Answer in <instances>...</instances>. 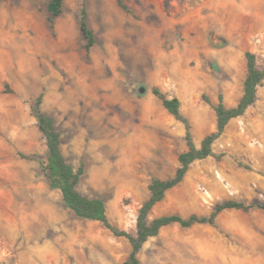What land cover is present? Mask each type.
Here are the masks:
<instances>
[{
    "label": "rangeland",
    "instance_id": "1",
    "mask_svg": "<svg viewBox=\"0 0 264 264\" xmlns=\"http://www.w3.org/2000/svg\"><path fill=\"white\" fill-rule=\"evenodd\" d=\"M123 1L130 12L116 0H86L96 38L87 52L80 0H64L53 27L48 0H0L1 264H116L131 249L100 222L77 217L49 187L40 166L45 139L32 113L39 94L65 160L84 166L77 189L102 198L109 222L135 235L150 179L171 177L187 149L183 123L152 87L180 100L199 146L215 130L218 94L226 106L241 96L245 52L264 65V0ZM139 84L148 88L144 95L136 93ZM212 149L215 155L192 162L149 218L207 215L227 199L264 203V80L255 102L229 120ZM138 258L264 264V209H226L214 225L164 226Z\"/></svg>",
    "mask_w": 264,
    "mask_h": 264
},
{
    "label": "trees",
    "instance_id": "2",
    "mask_svg": "<svg viewBox=\"0 0 264 264\" xmlns=\"http://www.w3.org/2000/svg\"><path fill=\"white\" fill-rule=\"evenodd\" d=\"M63 2L64 0H48L46 3L47 20L50 27L54 26L55 18L61 14ZM116 2L125 12L131 11L123 0H116ZM78 24L84 40L83 48L89 52L95 45L96 38L87 23L86 0H80ZM245 59L246 73L242 83L241 96L235 105L226 106L222 94H218L217 103L212 105L215 112V130L205 134L200 140L199 146H196L192 139L187 118L180 112V100L177 97L166 96L158 87H152V93L160 99L168 113L183 123L187 149L178 154V166L171 177L164 179L152 177L150 179L147 185L148 197L138 208L135 235L130 234L125 229H119L109 222L105 201L102 198L87 196L77 189L79 179L84 172V166L80 164L77 168H73L65 160L61 150L60 133L55 126L54 119L42 110V95L39 94L35 98L32 113L36 118L38 130L45 139L47 155L45 160H40V166L48 180V185L51 189H57L60 192L63 204L77 217L98 221L114 235L123 236L129 241L131 249L127 258L116 264H140L138 253L143 244L150 237L156 236L164 226L170 224H177L181 227H190L194 224L214 225L217 215L226 209L242 211H248L251 208L264 209V203L247 204L236 199H227L215 204L207 215L193 213L183 217L180 214L172 213L149 218L152 207L164 198L169 189L183 180L192 162L215 155L212 144L223 133L229 120L242 115L255 102L257 87L264 80V65L258 67L255 54L250 51L245 52ZM203 98L208 101L205 95ZM22 156L26 157L25 155Z\"/></svg>",
    "mask_w": 264,
    "mask_h": 264
},
{
    "label": "water",
    "instance_id": "3",
    "mask_svg": "<svg viewBox=\"0 0 264 264\" xmlns=\"http://www.w3.org/2000/svg\"><path fill=\"white\" fill-rule=\"evenodd\" d=\"M148 88L147 86L143 84H139L136 88V93L139 95H144L147 92Z\"/></svg>",
    "mask_w": 264,
    "mask_h": 264
},
{
    "label": "bare ground",
    "instance_id": "4",
    "mask_svg": "<svg viewBox=\"0 0 264 264\" xmlns=\"http://www.w3.org/2000/svg\"><path fill=\"white\" fill-rule=\"evenodd\" d=\"M2 61V60H1ZM5 61V60H4ZM164 72H162V74H163ZM171 79V78H170ZM104 114V113H103ZM205 128V127H204ZM122 252V251H121Z\"/></svg>",
    "mask_w": 264,
    "mask_h": 264
}]
</instances>
